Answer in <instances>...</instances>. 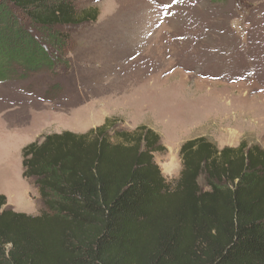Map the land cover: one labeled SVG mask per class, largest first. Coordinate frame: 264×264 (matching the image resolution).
Segmentation results:
<instances>
[{"label":"trees","instance_id":"1","mask_svg":"<svg viewBox=\"0 0 264 264\" xmlns=\"http://www.w3.org/2000/svg\"><path fill=\"white\" fill-rule=\"evenodd\" d=\"M97 18L73 0H0V85L55 74L65 30ZM115 128L24 148L43 209L17 213L0 195V264H264V149L188 141L169 183L154 159L160 136Z\"/></svg>","mask_w":264,"mask_h":264},{"label":"rangeland","instance_id":"2","mask_svg":"<svg viewBox=\"0 0 264 264\" xmlns=\"http://www.w3.org/2000/svg\"><path fill=\"white\" fill-rule=\"evenodd\" d=\"M73 2L98 18L65 30V65L0 85V195L10 209H43L23 177L24 148L107 120L115 131L145 126L160 136L154 159L169 183L188 141L264 149V0Z\"/></svg>","mask_w":264,"mask_h":264}]
</instances>
